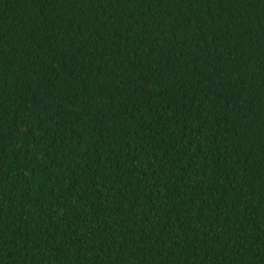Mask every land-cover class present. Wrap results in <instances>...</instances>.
Here are the masks:
<instances>
[{
	"label": "trees",
	"instance_id": "obj_1",
	"mask_svg": "<svg viewBox=\"0 0 264 264\" xmlns=\"http://www.w3.org/2000/svg\"><path fill=\"white\" fill-rule=\"evenodd\" d=\"M0 264H264V0H0Z\"/></svg>",
	"mask_w": 264,
	"mask_h": 264
}]
</instances>
